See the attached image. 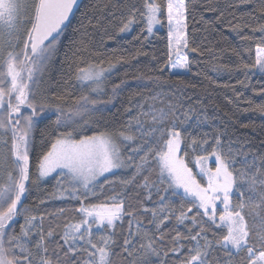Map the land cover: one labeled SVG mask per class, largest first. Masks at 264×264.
Listing matches in <instances>:
<instances>
[{"label":"snow or ice","instance_id":"obj_1","mask_svg":"<svg viewBox=\"0 0 264 264\" xmlns=\"http://www.w3.org/2000/svg\"><path fill=\"white\" fill-rule=\"evenodd\" d=\"M75 7L77 0H0V264H152L150 258L161 252L177 257V264H264V153L225 141L226 134L215 128L193 136L187 127L199 101L186 109L138 101L135 112L126 109L129 117L119 127H100L91 116L102 110L98 106L112 103L121 87L115 84L108 99L99 98L121 62L115 56L95 63L74 61V78L89 95L73 99L67 91L53 96L41 91L40 74ZM189 7L188 0H143L140 7L125 0L119 31H131L139 13L151 34L166 11L170 48L177 55L173 59L170 54L159 71L167 67L178 75L189 70L187 54L179 55L189 49ZM233 30L241 34V25ZM252 32L262 34L255 62L242 69L245 75L264 74V24ZM241 39L253 37L241 34ZM252 110L264 115V103ZM45 113L55 119L37 145L38 123L51 119ZM202 123L211 120L197 116L196 124ZM189 157L198 172L189 167ZM127 169L132 172L118 181L121 191L116 192L109 174ZM48 177L55 180L56 191L35 206L24 203ZM130 185L143 189V200H129ZM106 186L111 194H105ZM51 198L79 203L74 209L79 219L63 225L62 243L53 228L44 229L53 214L39 211ZM66 211L61 208L56 215ZM125 225L118 243L117 230Z\"/></svg>","mask_w":264,"mask_h":264},{"label":"trees","instance_id":"obj_2","mask_svg":"<svg viewBox=\"0 0 264 264\" xmlns=\"http://www.w3.org/2000/svg\"><path fill=\"white\" fill-rule=\"evenodd\" d=\"M124 2L125 0H82L59 37L55 53L40 74L41 91L48 96L67 91L73 99L81 94L89 95L88 89L81 88L74 78V61L82 59L95 63L102 57L115 56L122 58L121 62L116 64L105 83L106 95L99 98L108 99L113 85L120 84L121 87L112 103L98 106L102 110L91 116V120L100 127H119L129 117L126 109L132 108L135 112L138 101L147 100L148 104L155 103L157 107H167L169 103L178 104L183 105L184 109L199 101L197 114L187 127L188 132L199 136L204 132L211 133L215 128L226 134L225 141L231 140L257 154L264 153V115L252 110V106L264 103V94H261V89H264V74L253 71L245 75L242 69L243 64L251 65L255 62V45L260 42L262 34L252 32V28L264 24V15L260 11L264 9V0H188L189 49L195 47L197 51L187 49L189 70L178 75L172 74L167 67L163 72L159 71L170 55L166 11L160 17L163 23L152 34L144 30L145 21L139 13L131 31L121 33L119 25L125 11L122 8ZM135 2L140 7L143 0ZM158 2L163 4L165 0ZM237 24L241 25L242 35L253 39L243 41L241 34L233 30ZM149 77H159V81L148 79ZM121 81L124 83L121 84ZM153 96H157L158 100L150 99ZM44 115L51 116V119L42 118L43 123H38L35 133L37 145L41 142V133L49 130L48 126L55 119L50 113ZM203 115L210 118L211 124H196L197 116L202 118ZM187 159L189 167L195 171L191 157ZM131 172L132 169L119 170L114 175H109L116 182V192L121 191L118 181L130 176ZM151 179H155V174ZM55 191V180L51 178L40 181L31 189L24 203L35 206L40 199L49 197ZM105 194H111L108 186L105 187ZM127 195L129 200L135 202L143 200L144 191L130 185ZM233 198L236 199L235 196ZM91 201L99 202L96 198H91ZM146 206L152 205L147 203ZM78 207L79 203L71 198L46 199L45 204L39 206L40 213L46 211L53 214L46 217L44 229L47 231L53 228L57 242L62 243L59 236L63 225L79 219L74 211ZM61 208L67 211L64 215H56ZM148 219L149 217H144V222L147 223ZM174 224L175 221L169 222V225ZM16 226L18 230L19 222ZM179 230L184 231L183 227ZM164 231L168 235L173 234L168 232V227ZM125 232L126 225L125 228H118V243ZM163 247L166 250L168 244L165 243ZM150 259L152 264H160L161 259L165 264H177V257L171 253L164 257L161 252L160 257L152 256Z\"/></svg>","mask_w":264,"mask_h":264},{"label":"rangeland","instance_id":"obj_3","mask_svg":"<svg viewBox=\"0 0 264 264\" xmlns=\"http://www.w3.org/2000/svg\"><path fill=\"white\" fill-rule=\"evenodd\" d=\"M166 21H167V17H166ZM160 26H161V24H160V25H156V26L153 28L152 33H153L156 29H158ZM167 28H168V33H169L168 23H167ZM152 33H151V34H152ZM171 43H172V41L170 40V37H169V53L172 55V58L175 59L177 53H173V52H172V50H171V48H170V44H171ZM185 53H186L187 56H188V50H187V49H182V51L179 53V55H183V54H185ZM186 72H187V70H180L179 74L186 73ZM171 73H172V74H176L175 71H172ZM209 166H210V167H214V164H213L212 162H209ZM193 172H194V173H195V172H198V168L195 167V171H193ZM53 175H55V174H53ZM109 175H111V174H109ZM51 178H52V177H48V178H46V179L43 180V181H47V180H49V179H51ZM197 179H201V178H200L199 176H197ZM201 182L203 183L204 181L202 180ZM18 222L21 223V222H23V221H22V219H19Z\"/></svg>","mask_w":264,"mask_h":264},{"label":"water","instance_id":"obj_4","mask_svg":"<svg viewBox=\"0 0 264 264\" xmlns=\"http://www.w3.org/2000/svg\"><path fill=\"white\" fill-rule=\"evenodd\" d=\"M81 2H82V0H77V7L74 8V10H73V15H71V16L69 17V21L66 22L67 25L69 24V22H70L71 19L73 18L74 14L76 13V11H77L78 7L80 6ZM64 29H65V28H64ZM63 31H64V30H63Z\"/></svg>","mask_w":264,"mask_h":264}]
</instances>
